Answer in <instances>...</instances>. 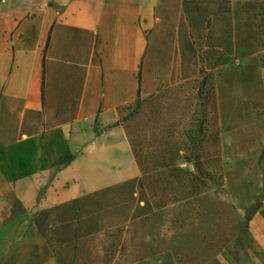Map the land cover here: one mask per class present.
I'll use <instances>...</instances> for the list:
<instances>
[{"label": "rangeland", "instance_id": "1", "mask_svg": "<svg viewBox=\"0 0 264 264\" xmlns=\"http://www.w3.org/2000/svg\"><path fill=\"white\" fill-rule=\"evenodd\" d=\"M244 1L222 12V0H188L187 13L181 0H163L158 58L145 66V95L120 123L137 178L141 170L150 182L160 177L147 191L167 189L173 203L149 212L142 201L139 214H149L128 227L117 222L138 190L103 196L113 214L100 219L87 195L73 210L52 208L50 242L61 264H258L241 232L264 199V18L251 26L255 38L242 41ZM177 33L183 62L168 64Z\"/></svg>", "mask_w": 264, "mask_h": 264}, {"label": "crops", "instance_id": "2", "mask_svg": "<svg viewBox=\"0 0 264 264\" xmlns=\"http://www.w3.org/2000/svg\"><path fill=\"white\" fill-rule=\"evenodd\" d=\"M187 1L180 6L188 13ZM162 7L163 0H0V264H61L35 226L39 211L140 174L120 118L145 95ZM172 47L165 62L182 63L178 33ZM261 202L241 232L258 264Z\"/></svg>", "mask_w": 264, "mask_h": 264}, {"label": "trees", "instance_id": "3", "mask_svg": "<svg viewBox=\"0 0 264 264\" xmlns=\"http://www.w3.org/2000/svg\"><path fill=\"white\" fill-rule=\"evenodd\" d=\"M226 3V8L224 9L223 7L220 8L222 12H229L231 11V2L232 0H222ZM244 13L246 14L247 18L246 20L242 23V26L239 31V36L241 40L245 41L248 39H253L255 38L257 31L252 30L251 26L254 24L255 20L257 18H264V0H245L244 3L242 4ZM261 9V12H256V9ZM147 175L146 173L141 170V177L140 178H134L130 179L124 182L119 183L115 187H106L101 190H98L96 192L88 194L86 197L88 198V201L92 203L93 205L96 206L94 208V213L93 215L95 218H104L106 216H109L113 214V206L109 204V202H105L103 196L108 194L109 192L117 189V188H128L129 193L133 196L134 193L138 190L140 191V197L137 199L135 205L132 204L130 206V210L124 214L121 215V220L117 222L119 225L123 226H130V225H141L143 223V218L149 214V212H154L159 208V206H154L155 203L160 202V207L167 206L170 203H173L172 198H170V191L167 189H161L159 190L158 187H153L151 192L147 191V186H150V183L156 184L157 180L160 179V177L156 176L152 178V181L147 180ZM148 194L150 196H148ZM148 196L149 198L145 197ZM135 198V197H134ZM145 201L146 205L144 209H148L149 212L144 213V214H139L138 210L141 207V202ZM77 199L73 201L70 204L67 205H60L56 207H51V208H46L41 210L35 220V226L39 233L44 237V239L47 241L48 245L53 248V244L50 242V231H51V225L49 224V219L52 216L53 209L52 208H62L63 211H68V210H73L77 205H76ZM262 202L257 203V205L252 209L253 215L258 211V209L261 207ZM78 239H82L84 236H77ZM89 237V236H88ZM62 244H67L63 243L65 242L64 240L61 241ZM125 246L122 245V247ZM54 251V250H53ZM55 255L58 257L60 262H62V258L54 251Z\"/></svg>", "mask_w": 264, "mask_h": 264}]
</instances>
